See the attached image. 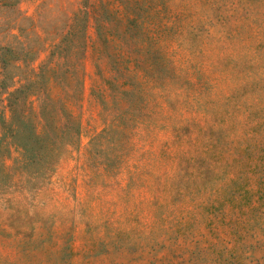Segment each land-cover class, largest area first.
<instances>
[{"label":"rangeland","instance_id":"rangeland-1","mask_svg":"<svg viewBox=\"0 0 264 264\" xmlns=\"http://www.w3.org/2000/svg\"><path fill=\"white\" fill-rule=\"evenodd\" d=\"M0 264H264V0H0Z\"/></svg>","mask_w":264,"mask_h":264}]
</instances>
